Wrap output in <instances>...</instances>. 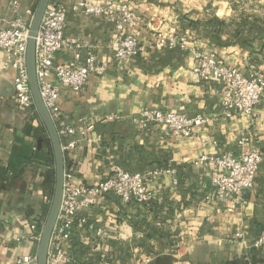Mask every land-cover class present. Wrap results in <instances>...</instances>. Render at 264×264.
Instances as JSON below:
<instances>
[{
  "label": "crops",
  "instance_id": "crops-1",
  "mask_svg": "<svg viewBox=\"0 0 264 264\" xmlns=\"http://www.w3.org/2000/svg\"><path fill=\"white\" fill-rule=\"evenodd\" d=\"M0 0V29L12 17ZM30 19L38 0H18ZM125 3L139 19L133 31L142 51L118 60L114 24L105 15H87L63 0L65 36L72 42L57 53L55 66L82 64L88 53L108 65L91 74L85 89L59 88L57 129L74 126L75 145L64 149L65 171L76 184L92 186L116 171H162L148 184L153 199L123 203L110 192L82 208L93 228L78 230L69 245V264H264V97L252 114L224 115L222 83L197 79L195 54L215 52L221 64L264 78V0H91ZM170 39L176 42L170 44ZM180 39L184 40L181 46ZM78 45V46H76ZM78 53L80 60H75ZM0 49V264L36 255L30 224L45 221L54 182L51 155L34 158L39 137L47 136L38 117L15 101L14 71L4 68ZM146 109L208 119L194 135L181 137L163 124L135 121ZM92 123L85 136L79 132ZM259 149L262 161L244 202L216 197L214 166L202 155L244 147ZM42 153L46 154L43 150ZM173 173H166V169ZM75 246V247H73Z\"/></svg>",
  "mask_w": 264,
  "mask_h": 264
},
{
  "label": "built area",
  "instance_id": "built-area-1",
  "mask_svg": "<svg viewBox=\"0 0 264 264\" xmlns=\"http://www.w3.org/2000/svg\"><path fill=\"white\" fill-rule=\"evenodd\" d=\"M8 7L12 17L8 21V27L0 29V49L7 57L4 68H11L14 71V98L17 104L35 113L26 66V48L32 17L27 19L22 15L18 0H9ZM72 9L87 15H105L114 24L117 37L112 41V48L118 60H128L142 51L141 44L133 34L139 25V19L127 4L112 1L95 4L91 0H73ZM66 22L67 13L63 0H50L35 38V66L40 94L54 121L60 116L59 88L50 82L51 76L73 91L79 92L85 89L91 74L102 75L108 68L106 63L98 61L91 53L87 54L82 64L54 65L57 53L72 44L65 36ZM176 42L179 41L170 39L171 45ZM180 44L184 46L183 39H180ZM195 58L196 65L192 69L195 78L215 79L222 83L221 96L226 117L253 113L264 97V78L254 73L245 75L236 67L219 63L215 52H197ZM75 60H80L78 53L75 54ZM135 121L143 126L147 122L163 124L178 136L190 137L194 135L195 129L208 119L201 116L189 118L160 109H146ZM92 128L93 124L90 123L79 134L84 137ZM58 132L61 138L74 137L78 133L71 125L64 126ZM76 142L74 139L69 140L63 149L72 147ZM239 144L244 148L238 155L223 152L202 155L196 161L202 166L215 167L210 179L212 188L218 199L232 202L230 210L235 207L237 201L242 203L245 201L244 196L252 187L262 161L259 149L246 147L248 145L246 137L242 136ZM165 172L173 173V169H166ZM161 173L162 171L157 170L149 172L119 170L97 184L88 186L74 183L72 173L65 171L63 197L51 235L47 264H69L67 248L70 249L69 245L77 244L78 230L83 227L93 228L86 217L78 215L82 208L93 205L97 198L110 192L115 193L126 204L151 201L153 196L148 184ZM39 237L40 230L33 222L30 224V239L38 241ZM263 242L264 237H261L257 244ZM12 264H37L36 255H21Z\"/></svg>",
  "mask_w": 264,
  "mask_h": 264
},
{
  "label": "water",
  "instance_id": "water-1",
  "mask_svg": "<svg viewBox=\"0 0 264 264\" xmlns=\"http://www.w3.org/2000/svg\"><path fill=\"white\" fill-rule=\"evenodd\" d=\"M49 2L50 0L37 1L30 22L29 38L26 48V66L32 100L38 117L40 118L46 130L54 163L53 194L48 207L45 221L40 229V237L36 250L37 264H47L48 251L51 244V235L59 215L65 181V153L63 149L62 138L59 135L54 119L51 117L49 110L42 100L35 66V38L37 36L41 21ZM43 144L44 138L39 137L37 139V146L34 155V158L36 160L46 161L48 158L47 154L42 153Z\"/></svg>",
  "mask_w": 264,
  "mask_h": 264
},
{
  "label": "trees",
  "instance_id": "trees-1",
  "mask_svg": "<svg viewBox=\"0 0 264 264\" xmlns=\"http://www.w3.org/2000/svg\"><path fill=\"white\" fill-rule=\"evenodd\" d=\"M44 144H43V151L49 156L51 155V160L53 159V156H52V151H51V146H50V142L47 138V136H44Z\"/></svg>",
  "mask_w": 264,
  "mask_h": 264
},
{
  "label": "rangeland",
  "instance_id": "rangeland-1",
  "mask_svg": "<svg viewBox=\"0 0 264 264\" xmlns=\"http://www.w3.org/2000/svg\"><path fill=\"white\" fill-rule=\"evenodd\" d=\"M52 164H53V175H54V163H53V159H52ZM53 187H54V182H53ZM52 192H53V188H52Z\"/></svg>",
  "mask_w": 264,
  "mask_h": 264
}]
</instances>
